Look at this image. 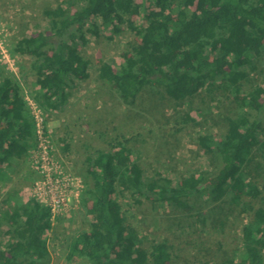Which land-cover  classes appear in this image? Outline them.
Instances as JSON below:
<instances>
[{"label":"trees","instance_id":"16d2710c","mask_svg":"<svg viewBox=\"0 0 264 264\" xmlns=\"http://www.w3.org/2000/svg\"><path fill=\"white\" fill-rule=\"evenodd\" d=\"M138 1H141L139 3ZM149 2L150 8L145 6ZM176 9L175 15L173 14ZM143 16L136 26L131 17ZM49 30L21 39L16 52L33 59L39 91L36 104L46 113L60 111L69 101L76 80L88 77L89 62L81 47L102 29L119 35L123 25L140 37L123 53L119 71L103 62L99 77L128 104L145 87H160L178 104L202 91L225 90L239 111L227 118L224 137L199 138L200 148L221 161L214 176L192 174L173 186L165 179H149L133 160L131 139L108 141V149L86 158L91 180L82 194L89 230L78 232L68 245L69 264H172L167 241L146 246L128 224L120 197L125 193L153 203L174 202L189 210L183 199L206 198L250 216L243 227L238 262L264 264V188L251 168L264 153V82L244 94L255 59L264 54V0H81L76 9H46ZM34 120L19 84L11 76L0 82V183L11 180L6 169L35 149ZM16 193V192H15ZM3 201L4 240L0 223V264H50L48 234L53 230L49 208L38 200L25 204ZM262 202L258 207L255 202Z\"/></svg>","mask_w":264,"mask_h":264},{"label":"rangeland","instance_id":"374dc122","mask_svg":"<svg viewBox=\"0 0 264 264\" xmlns=\"http://www.w3.org/2000/svg\"><path fill=\"white\" fill-rule=\"evenodd\" d=\"M59 5L76 9L81 0H0V82L11 76L21 87L34 120L36 143L30 155L22 161H14L10 169H6L11 180L0 183V223L3 239L7 240L5 233L9 225L2 217L3 201L11 193L15 194L11 197L15 205L31 199L43 202L38 194V184L45 181L36 139L40 128L50 142L59 168L51 175L70 181L67 207L57 209L52 215L54 228L48 234L50 264H69L66 256L70 240L78 232L89 230L92 221L82 199L91 184L86 164L88 156L108 149V141L113 138L125 136L132 140L133 160L140 164L149 179L164 177L175 186L192 174L214 176L221 161L214 153L200 148L199 138L207 134L224 137L227 118L240 109L232 94L225 90L202 91L178 104L164 89L145 87L134 103L125 102L99 77L103 62L119 71L124 62L123 53L131 51L140 41L125 24L119 35L112 36L103 28L100 37L89 36V43L81 47L83 57L89 62L88 77L76 80L63 109L46 114L33 99L39 91L32 69L33 59L17 53L16 47L21 39L48 31L44 11ZM145 6L150 8L149 2ZM175 12L174 8V15ZM131 20L138 27L146 24L141 13ZM254 65L256 70H248L244 94L264 82V54L255 59ZM257 162L251 174L260 188H264V153ZM181 201L191 208L186 210L166 200L153 203L128 193L120 197L128 224L137 230L146 246L162 241L170 244L172 264L238 262L243 247V227L250 216L231 210L227 200L219 204L203 197ZM261 204L255 202L256 207Z\"/></svg>","mask_w":264,"mask_h":264},{"label":"built area","instance_id":"2783aa9c","mask_svg":"<svg viewBox=\"0 0 264 264\" xmlns=\"http://www.w3.org/2000/svg\"><path fill=\"white\" fill-rule=\"evenodd\" d=\"M36 139L38 140L39 146V148H37L39 158L42 160V170L43 173H45V181L38 184V194L41 196L39 198L43 200V202L38 201L43 206L49 208L53 215L57 209L61 210L67 207L66 201L69 195L70 181L66 180V178L62 180L63 178L60 175H51L55 169L59 168L56 167V160H54L52 156L50 142L44 131L40 128L36 131Z\"/></svg>","mask_w":264,"mask_h":264}]
</instances>
